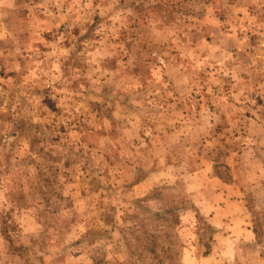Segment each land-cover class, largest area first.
Returning <instances> with one entry per match:
<instances>
[{
	"label": "rangeland",
	"instance_id": "rangeland-1",
	"mask_svg": "<svg viewBox=\"0 0 264 264\" xmlns=\"http://www.w3.org/2000/svg\"><path fill=\"white\" fill-rule=\"evenodd\" d=\"M253 213L264 0H0V264H264Z\"/></svg>",
	"mask_w": 264,
	"mask_h": 264
},
{
	"label": "trees",
	"instance_id": "trees-1",
	"mask_svg": "<svg viewBox=\"0 0 264 264\" xmlns=\"http://www.w3.org/2000/svg\"><path fill=\"white\" fill-rule=\"evenodd\" d=\"M253 223H254L253 231L255 234V238H256L258 243H261V241L264 240V226H263L262 222L260 223V220L258 218L257 213H253ZM262 254L264 257V251L262 252Z\"/></svg>",
	"mask_w": 264,
	"mask_h": 264
}]
</instances>
